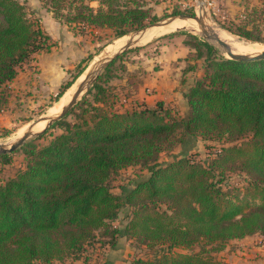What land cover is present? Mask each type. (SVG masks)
I'll return each instance as SVG.
<instances>
[{
	"label": "trees",
	"instance_id": "1",
	"mask_svg": "<svg viewBox=\"0 0 264 264\" xmlns=\"http://www.w3.org/2000/svg\"><path fill=\"white\" fill-rule=\"evenodd\" d=\"M46 1L57 17L69 10L68 24L113 29L118 38L156 20L144 0ZM226 28L264 43L246 28ZM189 37L194 63L184 74L195 72L203 59L206 69L201 78L183 81L187 115L180 118L164 102L119 109L104 84L115 62L51 127L61 133L47 145L22 147L25 168L0 179V264L86 260L88 248L113 247L122 236L156 255L133 264H220L212 253L231 241L256 234L264 239V61L218 58L213 46ZM48 39L21 1L0 0V112L10 97L8 84L34 55L50 50ZM83 72L61 87L58 100ZM194 138L233 144L216 146L208 161L182 155L158 162ZM0 160L9 164L11 154ZM134 166L147 175L115 195L113 183ZM235 172L243 175L244 185L225 189L226 175ZM126 207L121 230L113 223ZM204 244L212 249L177 252Z\"/></svg>",
	"mask_w": 264,
	"mask_h": 264
},
{
	"label": "rangeland",
	"instance_id": "2",
	"mask_svg": "<svg viewBox=\"0 0 264 264\" xmlns=\"http://www.w3.org/2000/svg\"><path fill=\"white\" fill-rule=\"evenodd\" d=\"M19 1H21L26 6L30 18L34 20L37 25H39V27L41 26L40 21L48 14V11H50L52 13L53 19L67 26L76 37L82 39L80 40L83 44L86 45L85 41H87L91 47V50L88 53L91 54L89 59L87 58L85 62H88L87 60H91L90 64H94L95 62L99 61L104 56L105 51L108 50L111 45H114L116 42H118V40L121 39L116 36V32L113 29H95L88 28L81 24H68L66 22L65 16H67L69 10L66 9L64 11L63 15L65 16L57 17L56 13L51 10L46 0ZM144 3L146 8L151 10L152 16L156 17L155 21L178 14H186L190 16L200 15V6L197 0H144ZM91 7L97 9L99 4L97 2H93L91 3ZM206 11L207 19L213 27L220 31L230 33L247 44H256L264 47V43L247 40L228 31L226 28L232 27L235 30H237V28L240 29V27L246 28L247 30L252 31L254 37H259L260 39L264 40V0H207ZM150 23H152V21L147 22V25ZM135 31L136 30L130 31L128 35L134 33ZM189 35H194L205 41L200 34L191 30H174L172 32H163V34L150 37L124 53L123 56L115 61L116 63L114 62L115 65L112 67V70L106 77H104V84L106 85V89H108V93H110V96L108 97L109 101H114L118 108L121 107L119 109H125L124 105L130 104L126 102H129L137 90L144 87V85H148V77L154 73L157 67H160V64L155 63L154 59L162 52H166L163 49L168 46L167 41L174 37H179L185 39L184 43L186 44L188 41H190ZM46 44L51 45L49 41H47ZM215 50L217 51L218 58L229 59L222 49L215 47ZM189 59L191 58L188 56L187 60ZM193 63V60L189 61L185 69H187ZM185 69L182 71L183 73L181 80L182 87L186 90L188 89V85L183 83V81L186 79L188 80V75L184 74ZM205 69V60L203 59L198 61L196 63L195 72L189 73L190 79L188 82H193L196 78H201L205 73ZM105 71L102 73V75H104ZM9 85L10 83L8 84L7 90L10 93V97L8 99V103L0 112V144H10L14 142L41 117L51 113L52 109L54 108L57 109L62 107V101L68 92L67 90L64 93L65 95H63V99L60 102V100H58V95L62 89H58L57 91L55 90L53 96L51 94L40 97L32 90H27L21 94V91H19L21 89H11ZM147 89L151 88L147 87ZM131 106H135L134 101L131 102L129 107ZM177 115L180 118L182 117L178 114V112ZM69 119L71 120L72 117ZM59 133H61V129L50 128L41 137L35 139L33 142L35 145L40 147L47 145L54 138V136L58 135ZM242 141L243 140H239L237 143ZM231 144L233 143L226 140L222 143H211L208 141L205 142L201 138L189 139L186 142V147L178 146L172 153L162 154L159 157L158 162L161 164L170 162L174 158H179L182 155H194L198 160L208 161L212 155V151L217 147ZM26 164L27 156L24 153V150L20 148L11 154V161L9 164H3L0 160V179L5 181L14 177L19 170L25 168ZM147 173L148 172L143 170L141 166L129 167L125 171H122L118 180L113 183L112 192L122 195V186L128 187L131 182L147 175ZM243 185L244 179L241 173L235 172L226 175V182L224 184L225 189H230V187L236 186L241 187ZM127 213L128 209L126 207V209L120 214V221H125ZM133 241L132 247L134 252L131 254L133 258L128 260V262L131 261L130 264H133L136 259L148 260L155 258L156 255L154 254V250L148 249L145 246H138L135 240ZM100 246V244H96L95 248L91 249L96 250V247L99 248ZM204 247L207 250L212 249V246L204 244L196 245L190 250L178 249L177 252L185 254H197L200 253ZM212 255L218 263L224 264L218 259V253H212Z\"/></svg>",
	"mask_w": 264,
	"mask_h": 264
},
{
	"label": "crops",
	"instance_id": "3",
	"mask_svg": "<svg viewBox=\"0 0 264 264\" xmlns=\"http://www.w3.org/2000/svg\"><path fill=\"white\" fill-rule=\"evenodd\" d=\"M40 23L41 30L49 37L51 48L48 52L34 55L25 63L9 86L11 89H21V94L32 90L40 97L51 94L53 96L55 90L73 81L79 69L84 68L85 71L91 63V60L85 62L89 59L91 53L88 52L91 47L87 41L86 45L83 44L82 39L76 37L67 26L53 19L50 11ZM184 42L185 39L179 37L167 41L168 46L163 49L166 52L154 59L160 67L148 77V85L137 90L129 102H126L130 104L124 105L125 108L132 101L135 105L142 103L148 107L164 102L180 116L188 114L189 108L184 97L186 90L182 87L181 78L182 71L189 63L188 56L193 50ZM114 194L118 195L115 192ZM119 221L120 219L113 225L123 230L127 223L126 217L124 222ZM133 242L132 239L122 236L113 247L106 245L102 248L96 247V250L88 248L86 261L82 258L83 260L55 264H130L131 261L128 260L133 258ZM218 259L224 264H264V239L256 234L242 240H233L218 253Z\"/></svg>",
	"mask_w": 264,
	"mask_h": 264
},
{
	"label": "water",
	"instance_id": "4",
	"mask_svg": "<svg viewBox=\"0 0 264 264\" xmlns=\"http://www.w3.org/2000/svg\"><path fill=\"white\" fill-rule=\"evenodd\" d=\"M200 8L199 16H190L186 14L172 15L170 17L152 22L130 35H125L121 38H128V41L122 48L115 50L109 55H104L99 61L94 64H90L85 71L79 76L76 80V84H73L76 87L75 92L72 95L71 100L67 103L60 113L56 115H46L49 117H41L32 125H37L42 121H46L47 124L42 131H33L34 126L29 127L22 136L16 139L10 144H0V155H8L16 152L22 148L25 144L33 142L35 139L41 137L45 132H47L54 124L61 121L66 115L75 108V106L83 99V97L88 93V91L94 86V84L101 77L102 73L107 70L116 60H118L124 53L130 50L135 45L143 42L150 32L154 28L167 27L173 24L176 21H192L196 23V28H183L178 30H191L195 33L200 34L205 42L213 46L214 48L222 49L230 60L240 61V62H255V61H264V51L255 55H240L235 54L233 48L223 41L218 33L216 32L215 27H213L207 19L206 11V1L207 0H197ZM176 30V31H178ZM85 75V79L82 82H79L80 78Z\"/></svg>",
	"mask_w": 264,
	"mask_h": 264
},
{
	"label": "bare ground",
	"instance_id": "5",
	"mask_svg": "<svg viewBox=\"0 0 264 264\" xmlns=\"http://www.w3.org/2000/svg\"><path fill=\"white\" fill-rule=\"evenodd\" d=\"M183 28H196V23L192 22V21H176L173 24H171L170 26L167 27H159V28H154L149 36L146 37L145 40H147L150 37H154L158 34H163V32H172V31H176L178 29H183ZM216 32L218 33V35L220 36V38L225 41L226 43H228L232 48L235 54H240V55H255L258 53H261L264 51V47H261L259 45L256 44H247L243 41H241L240 39L236 38V36L227 33L225 31H220L218 29H215ZM128 41V38H121L120 40H118V42H116L114 45H111L108 50L105 51L104 55H109L111 53H113L115 50L120 49L123 47V45L126 44V42ZM85 79V75H83L79 82H82ZM76 87L72 86L68 89L67 95L66 97L63 99V106L60 108H54L52 109L51 113H49L48 115H56L58 113L61 112V110L63 109V107L69 103V101L72 98L73 93L75 92ZM65 95V94H64ZM63 97V96H62ZM56 107V106H55ZM46 116V117H49ZM47 122L46 121H42L40 123H38L37 125H31L30 127L34 126L33 131H42L45 126H46Z\"/></svg>",
	"mask_w": 264,
	"mask_h": 264
}]
</instances>
